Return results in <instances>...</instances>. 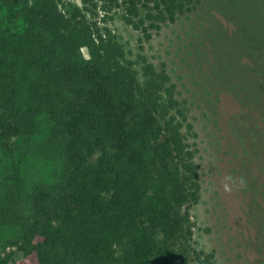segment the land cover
Listing matches in <instances>:
<instances>
[{
    "label": "trees",
    "instance_id": "1",
    "mask_svg": "<svg viewBox=\"0 0 264 264\" xmlns=\"http://www.w3.org/2000/svg\"><path fill=\"white\" fill-rule=\"evenodd\" d=\"M208 1L102 0L138 33L131 61L108 28L59 0H0V264H215L193 246L187 107L165 64L143 55ZM253 3L246 40L237 24L216 29L210 71L259 124L246 145L259 175L243 179L250 264H264V0Z\"/></svg>",
    "mask_w": 264,
    "mask_h": 264
},
{
    "label": "rangeland",
    "instance_id": "2",
    "mask_svg": "<svg viewBox=\"0 0 264 264\" xmlns=\"http://www.w3.org/2000/svg\"><path fill=\"white\" fill-rule=\"evenodd\" d=\"M249 3L254 4L253 0H209L163 26L143 44V55L149 62L165 64L177 97L188 110L194 132L189 142L196 150L200 194L187 212L193 224L194 248L212 252L215 264H250L257 257L250 241L251 225L245 219L249 193L243 177L259 175L246 148L255 142L259 124L253 123L229 88L222 87L210 71L216 29L222 26L231 34L238 25L240 37L246 40L244 31L252 23ZM58 6L64 13L77 9L100 30L108 28L126 58L136 60L138 33L123 22L119 10H108L102 0H59ZM244 43L246 61L253 52ZM80 53L87 58V49Z\"/></svg>",
    "mask_w": 264,
    "mask_h": 264
}]
</instances>
